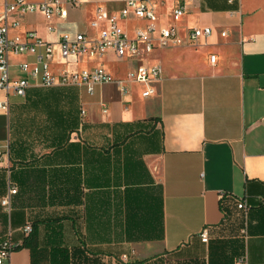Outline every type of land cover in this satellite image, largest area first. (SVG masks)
<instances>
[{"label":"crops","instance_id":"0c3cea01","mask_svg":"<svg viewBox=\"0 0 264 264\" xmlns=\"http://www.w3.org/2000/svg\"><path fill=\"white\" fill-rule=\"evenodd\" d=\"M61 1L65 18L13 14L21 25L10 35L33 30L52 43L53 71L103 66L125 79L136 60L113 51L65 60L59 42L79 32L96 38V10L118 14L127 0ZM147 1L161 26L185 4L175 22L182 44L148 58L163 67L151 97L138 83L126 94L105 84L90 95L83 85L31 81L5 111L0 89V244L11 236L20 245L9 264H264V0ZM119 24L133 37L148 22ZM204 27L211 36L188 45V31ZM111 63L125 67L115 74ZM12 187L7 212L1 201Z\"/></svg>","mask_w":264,"mask_h":264},{"label":"built area","instance_id":"2783aa9c","mask_svg":"<svg viewBox=\"0 0 264 264\" xmlns=\"http://www.w3.org/2000/svg\"><path fill=\"white\" fill-rule=\"evenodd\" d=\"M71 5H76L77 0H68ZM40 12L47 20L55 17L65 18L68 14L61 0H43L40 3L29 0H3L0 10V89L5 90L7 99L1 104V109L8 111L9 95L26 96L27 90L33 81L37 87L51 88L56 86L83 85L88 94L93 95L97 86L115 84L121 93L126 94L130 90V84L138 83L144 86L142 96L151 97L156 93L154 83L159 81L162 73V65L155 61H149L150 54L156 48L175 47L182 44L178 35L175 22L179 21L185 13V4H180L170 15V24L161 26L155 7L147 0H127L125 6L118 14H110L105 8L99 7L90 27L98 31V36L92 38L86 32H79L73 38L65 34L59 42L60 54L63 59H102L108 51H113L118 60H136L137 65L128 72L125 79L114 78L105 67L71 71L63 68L59 71L51 69L53 63V44L41 39L35 31L26 30L24 35H10L12 29L20 27L19 20H11L13 14L25 15ZM146 20L148 24L144 28H138L133 37L120 26L121 20L129 17ZM212 28H192L187 33V44L198 46L204 38L210 37ZM224 36L225 33H222ZM27 56L32 60L11 61V57ZM210 61L215 63L216 56L211 55ZM104 112L108 106L102 103ZM85 110L81 111L84 115ZM0 168L2 162L0 160ZM17 193L16 187L9 189L2 199L1 205L7 212L11 210V197ZM238 208L247 209L244 202L238 203ZM24 232L28 236L32 232V226L27 224ZM203 242H208V230L200 233ZM20 245L8 236L0 244V264H9L11 254ZM240 263L244 258H240ZM124 264H128L124 261Z\"/></svg>","mask_w":264,"mask_h":264},{"label":"trees","instance_id":"16d2710c","mask_svg":"<svg viewBox=\"0 0 264 264\" xmlns=\"http://www.w3.org/2000/svg\"><path fill=\"white\" fill-rule=\"evenodd\" d=\"M32 232H33V228H32ZM32 232L27 236V237H29L31 234H32ZM27 241H25V243H26ZM51 264H66V261L65 260H61V261H57V262H52ZM130 264H150V262H148V261H137V262H133V263H130ZM184 264H199V262H197V261H195V262H188V263H184ZM201 264V263H200Z\"/></svg>","mask_w":264,"mask_h":264},{"label":"rangeland","instance_id":"374dc122","mask_svg":"<svg viewBox=\"0 0 264 264\" xmlns=\"http://www.w3.org/2000/svg\"><path fill=\"white\" fill-rule=\"evenodd\" d=\"M109 66H110L111 71L115 74H118L119 71H121L125 67V65L116 64V63H111L109 64Z\"/></svg>","mask_w":264,"mask_h":264}]
</instances>
